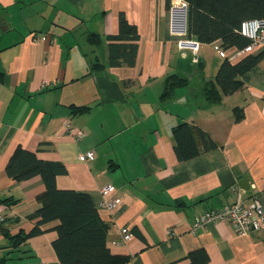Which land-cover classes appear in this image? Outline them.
I'll return each instance as SVG.
<instances>
[{
	"label": "crops",
	"instance_id": "1",
	"mask_svg": "<svg viewBox=\"0 0 264 264\" xmlns=\"http://www.w3.org/2000/svg\"><path fill=\"white\" fill-rule=\"evenodd\" d=\"M121 17L137 40L114 38ZM169 21L168 0H0V264H61L59 222L35 232L42 178L6 173L18 147L65 165L57 187L91 197L123 264H191L200 249L207 264H264V230L238 236L218 223L194 231L200 215L236 200L232 188L242 181L244 199L258 196L264 206V52L252 53L262 57L240 77L243 87L219 103L198 105L193 85L163 100L169 76L215 81L225 59H240L219 41L183 57ZM126 44L136 46L134 57L112 64V48ZM95 62L102 67L93 70ZM67 123L84 138L69 136ZM182 123L201 153L180 162L173 129ZM199 131L216 147L206 150ZM89 151L94 160H80ZM106 185L119 199L111 211L102 206ZM122 228L134 239L120 246Z\"/></svg>",
	"mask_w": 264,
	"mask_h": 264
},
{
	"label": "trees",
	"instance_id": "2",
	"mask_svg": "<svg viewBox=\"0 0 264 264\" xmlns=\"http://www.w3.org/2000/svg\"><path fill=\"white\" fill-rule=\"evenodd\" d=\"M188 4V37L201 44L221 42L224 51L243 50L250 40L239 33L241 23L250 19H264V0H184ZM169 7L171 0H168ZM120 32L114 38L119 40H137L139 35L135 26L126 18L120 19ZM99 42L98 36L93 35ZM94 44L95 41L92 38ZM96 41V42H97ZM97 42V43H98ZM132 49L130 54L127 50ZM133 44L119 45L111 50L112 64L118 65L120 58H133ZM121 50H124L122 53ZM264 52V51H263ZM261 55L244 54L237 62L225 59L221 64L215 81L196 83L191 79L169 76L166 79L163 100H171L175 90L193 85L192 100L202 107H210L221 101L222 95H231L243 87L241 76L254 68ZM131 62V61H130ZM96 62L93 70L99 68ZM102 67V66H101ZM77 111L83 108L75 107ZM206 143L205 149L216 147L214 142L202 131H199ZM175 154L178 161H188L201 153L193 127L188 123L177 125L173 129ZM7 175L16 181H25L33 177L42 178L45 191L38 197L42 207L35 217L40 219L35 232L40 226L54 221L57 237L53 247L61 264H123L125 259L115 256L107 246L109 225L101 218L91 197L86 193L74 190H61L57 187V177L67 173L65 165L58 161H47L37 154L18 147L11 156ZM191 264H207L209 260L205 249L190 254Z\"/></svg>",
	"mask_w": 264,
	"mask_h": 264
},
{
	"label": "built area",
	"instance_id": "3",
	"mask_svg": "<svg viewBox=\"0 0 264 264\" xmlns=\"http://www.w3.org/2000/svg\"><path fill=\"white\" fill-rule=\"evenodd\" d=\"M188 4L184 0H171L170 5V21L169 31L171 35L178 36L179 49L182 56L186 57V52H191L197 58L201 43L188 37ZM239 33L250 40V44L243 50L236 51V56L241 57L247 53H254L257 50L264 51V19H250L241 23ZM66 132L69 136L77 140L84 138L83 131L74 132L69 123L66 125ZM94 151H89L80 155V160L89 162L94 160ZM232 192L236 195V200L226 204L223 209H212L200 215L195 224L194 231L198 229H206L210 225L218 223L230 225L235 234L238 236L252 235L257 231L264 230V206L258 196L251 199H244L243 190L240 188H232ZM101 194L103 196L102 206L104 209L111 211L115 209L119 203V199L115 194V188L112 185L102 187ZM0 221H3L0 218ZM122 239L118 245H124L134 239L133 233L129 228L121 229ZM19 264H46V263H19Z\"/></svg>",
	"mask_w": 264,
	"mask_h": 264
},
{
	"label": "water",
	"instance_id": "4",
	"mask_svg": "<svg viewBox=\"0 0 264 264\" xmlns=\"http://www.w3.org/2000/svg\"><path fill=\"white\" fill-rule=\"evenodd\" d=\"M240 187L245 189V190H248L249 189V183L247 181H242L240 183Z\"/></svg>",
	"mask_w": 264,
	"mask_h": 264
}]
</instances>
